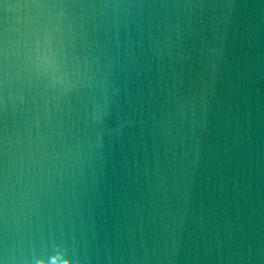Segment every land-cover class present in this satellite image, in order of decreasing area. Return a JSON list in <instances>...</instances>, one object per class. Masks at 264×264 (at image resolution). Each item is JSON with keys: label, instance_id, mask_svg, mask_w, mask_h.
<instances>
[{"label": "water", "instance_id": "1", "mask_svg": "<svg viewBox=\"0 0 264 264\" xmlns=\"http://www.w3.org/2000/svg\"><path fill=\"white\" fill-rule=\"evenodd\" d=\"M0 264H264V0H0Z\"/></svg>", "mask_w": 264, "mask_h": 264}]
</instances>
